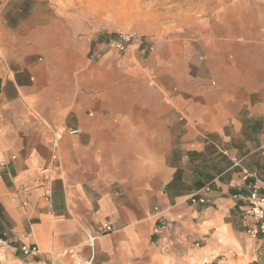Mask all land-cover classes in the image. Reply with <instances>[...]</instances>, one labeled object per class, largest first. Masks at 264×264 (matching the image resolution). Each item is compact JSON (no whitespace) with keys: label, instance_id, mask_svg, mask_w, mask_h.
Segmentation results:
<instances>
[{"label":"crops","instance_id":"0c3cea01","mask_svg":"<svg viewBox=\"0 0 264 264\" xmlns=\"http://www.w3.org/2000/svg\"><path fill=\"white\" fill-rule=\"evenodd\" d=\"M114 20L87 0H0V264L66 247L91 264H246L252 179L234 162L264 179V17H193L152 52L105 48Z\"/></svg>","mask_w":264,"mask_h":264},{"label":"rangeland","instance_id":"374dc122","mask_svg":"<svg viewBox=\"0 0 264 264\" xmlns=\"http://www.w3.org/2000/svg\"><path fill=\"white\" fill-rule=\"evenodd\" d=\"M87 3L89 13L98 11L106 18H115L120 30H135L152 41L175 32L190 18H203L227 9L233 12L245 10L248 18L255 21L264 17V0H87ZM102 36L105 38L106 34ZM263 238H252L256 246L254 259L246 264L258 259L259 250L264 247ZM221 255L204 263L216 264ZM233 257L241 258L242 255L234 253Z\"/></svg>","mask_w":264,"mask_h":264},{"label":"built area","instance_id":"2783aa9c","mask_svg":"<svg viewBox=\"0 0 264 264\" xmlns=\"http://www.w3.org/2000/svg\"><path fill=\"white\" fill-rule=\"evenodd\" d=\"M132 44L145 47L146 51L152 52L154 50V42L152 39L145 35L138 34L135 30L118 31L104 41L105 48L113 49L117 52H125ZM55 147V144L52 145ZM56 158V153L52 152L51 159ZM235 166L240 167V172L244 179L251 178L249 184V192L245 196V208H244V226L246 232L251 238L264 237V179L260 178L255 173L249 171L242 166L239 161L234 162ZM43 174V196L45 199H49L50 196V174L51 167H44L41 169ZM191 202L205 201L204 198L197 197V195H191L189 197ZM169 221L167 219L160 218L158 223L153 229V233H162L168 226ZM112 230L111 225L108 223H102L98 229V234L88 236L90 242L94 241L99 234H103ZM176 237H179L176 234ZM2 241L0 240V244ZM166 246H162V250H165ZM21 252L24 255L36 256L40 254L39 247L34 245H21ZM1 261V260H0ZM42 264H91L89 259H85L81 253L75 247H66L58 251L50 253L49 258L42 260Z\"/></svg>","mask_w":264,"mask_h":264},{"label":"trees","instance_id":"16d2710c","mask_svg":"<svg viewBox=\"0 0 264 264\" xmlns=\"http://www.w3.org/2000/svg\"><path fill=\"white\" fill-rule=\"evenodd\" d=\"M249 264H264V247L259 250L258 259L250 262Z\"/></svg>","mask_w":264,"mask_h":264}]
</instances>
